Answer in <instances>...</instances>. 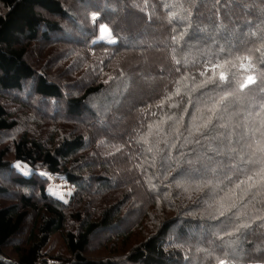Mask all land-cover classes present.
<instances>
[{"label": "trees", "instance_id": "16d2710c", "mask_svg": "<svg viewBox=\"0 0 264 264\" xmlns=\"http://www.w3.org/2000/svg\"><path fill=\"white\" fill-rule=\"evenodd\" d=\"M70 10L100 12L117 40L82 57ZM7 94L35 95L42 125H20ZM20 127L0 148V180L17 187L0 183V264L264 262V0H0V137ZM41 169L75 186L69 200ZM99 240L112 256L88 255Z\"/></svg>", "mask_w": 264, "mask_h": 264}, {"label": "rangeland", "instance_id": "374dc122", "mask_svg": "<svg viewBox=\"0 0 264 264\" xmlns=\"http://www.w3.org/2000/svg\"><path fill=\"white\" fill-rule=\"evenodd\" d=\"M74 1H76V0H74ZM75 5L79 6L80 4L78 2H75ZM70 11H71V13L73 15H75L72 10H70ZM75 17H77L82 22V24L80 26L79 25L76 26V31L82 37L81 39L82 40L84 39V41H86L87 44L86 45L77 44L74 49H75V51L78 54H80L82 57H85L87 60H91V58H92L93 52H92V49L90 47L91 44H93L95 42H98V41H105V42H108V43H114L117 40V38L113 34L112 28L109 27V25L103 20L100 12L88 10V11H86L85 14H83V10H82V12H80V14H78V15H75ZM86 25H88L87 28H86ZM128 25L130 26V24H128ZM78 43H81V42H78ZM145 71H148V70H145ZM139 79H141V78H139ZM146 79L144 77L139 82H141V83L142 82H147ZM126 83H127V80L124 82V84H126ZM7 96H12L11 99H10L11 103L9 104V107H10L11 111L14 113V116H17L18 118H20V125L22 124L23 126H25V128L26 127L30 128V125H31V128H33V129H35V127L38 128V127H40V125H42L43 118H42V120L40 118H37V119H35V118L32 119L31 118L30 119L29 116H28L29 115L28 111L34 109V107H37V109H39L41 111H42V109L44 110V106L45 105L43 103L35 104L36 103L35 102V100H36L35 95H33V96H28L27 95L26 96V95L22 94L21 95L22 97H20V96L14 95V94L13 95L12 94H7L6 97ZM105 96L106 95L101 96L97 100V102L99 104H100V102L104 103L103 106L108 105V103L106 101V98L108 100L110 99L109 97H107V96L105 97ZM222 96L223 95H217V99L220 100V98ZM235 96H236L237 99H239V98L242 99L240 97V93H236ZM12 98L16 99V100H18L20 102H15ZM6 101L9 103L8 100H6ZM97 102H95V103H97ZM109 103H110L109 104V106H110L111 102H109ZM30 104L33 105L32 109L30 108ZM27 105H28V111L25 108V107H27ZM197 107H198V111L196 112V115H195V117H197V119H194V122H197V123L203 125L204 123H206L207 119L210 117V116H208V114H209V112L211 110V107H208L205 104H201L200 106H197ZM228 121H230V119ZM51 127H48V126L41 127L39 129V131H44L45 132L46 130L47 131L50 130V129L53 130L55 128V126L52 127V128ZM22 129H24V128L20 127V134L18 132H9L7 134L2 135L0 137V148H7L8 146H11L12 141H14V139L16 137H19V135H21V133H22L21 130ZM17 133H18V135H17ZM254 145L255 146H254L253 150H255L256 154H260V149L264 150V130H263V133H262V137L260 138V141L258 143H254ZM15 165H16V167H17V165H19V167H17V169H19L20 171H22V172H24L26 174L30 173V167L26 163L16 160ZM263 169L264 168L262 166V163L260 162L257 165V170L261 173V172L264 171ZM40 171H41V174L45 175L46 177H48L50 179V183H49V186H48L49 193H51L54 196L60 198L61 200L67 201V200L70 199V197L72 196V194L74 193V191L76 189L75 186L72 183H69L68 181H66L62 176L53 175V174L47 173L46 172L47 170L45 171L44 169H41ZM4 175L5 174L2 172L1 178H3ZM218 180L219 179H217V181ZM0 183L3 186H6L8 182L4 183V181L0 180ZM217 183L219 185H222L223 182L219 181ZM8 187H11L12 189H17V187H15V186H8ZM214 187H215V193L216 192H222V191H220V188H219V186L217 184H215ZM204 190H205L204 187H200L197 191L198 192H203ZM262 193H264L263 189L260 190V194L259 195H261ZM215 202L218 205H227L230 202V195H228V193H225V194H223L221 196H218V198L215 197ZM212 208L214 209L215 206H213ZM219 211L223 212L224 208L221 207V206L216 208V213H221ZM35 220H36V213L33 212L32 213V217L28 218V220L26 221V223L24 225V231H23L22 235L20 236V238H19L20 240L19 241H25L27 239V237L29 236L30 231L34 227ZM71 223H72L70 225L71 228L73 227V225L76 226L75 222H71ZM218 229L222 230V231L226 230V228H225L223 223L220 225V227ZM103 235H104V233L101 234V239L103 238ZM99 242H100V240L94 243V246H92L90 248V250L88 251V255L91 256V257H96V258H99V257H102V256H104V257L112 256L113 255L112 254L113 249H110V247L108 245H104V246L100 247V245H98ZM51 244H52L53 253L57 254L58 251H61L59 253V255L61 257H66L67 258V250L65 248V245L63 244V240H62L60 235H55L51 239ZM103 247H106V248H103ZM5 251L9 252L8 254L11 255V253H10L11 250L10 249H5ZM249 264H264V262H259V263L255 262V263H249Z\"/></svg>", "mask_w": 264, "mask_h": 264}, {"label": "snow or ice", "instance_id": "6c2138e0", "mask_svg": "<svg viewBox=\"0 0 264 264\" xmlns=\"http://www.w3.org/2000/svg\"><path fill=\"white\" fill-rule=\"evenodd\" d=\"M220 78H221V79H225V76H224L223 73H221ZM254 83H255V80H254L253 76L249 75V76L247 77V84L243 85V87H246L247 85H249V84H254ZM224 99H225V98L222 97V98H221V101H223ZM17 167H19V165H17ZM218 264H227V261L224 260V259H220L219 262H218Z\"/></svg>", "mask_w": 264, "mask_h": 264}]
</instances>
